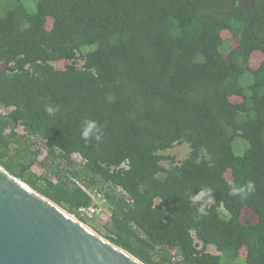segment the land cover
Listing matches in <instances>:
<instances>
[{"label": "trees", "instance_id": "obj_1", "mask_svg": "<svg viewBox=\"0 0 264 264\" xmlns=\"http://www.w3.org/2000/svg\"><path fill=\"white\" fill-rule=\"evenodd\" d=\"M0 105V164L84 222L99 189L98 229L144 263L264 264V0H0Z\"/></svg>", "mask_w": 264, "mask_h": 264}, {"label": "water", "instance_id": "obj_2", "mask_svg": "<svg viewBox=\"0 0 264 264\" xmlns=\"http://www.w3.org/2000/svg\"><path fill=\"white\" fill-rule=\"evenodd\" d=\"M0 264H146L0 164Z\"/></svg>", "mask_w": 264, "mask_h": 264}, {"label": "rangeland", "instance_id": "obj_3", "mask_svg": "<svg viewBox=\"0 0 264 264\" xmlns=\"http://www.w3.org/2000/svg\"><path fill=\"white\" fill-rule=\"evenodd\" d=\"M23 1H24V3H26L27 7L30 10H32V11L36 10L37 0H23ZM2 12H4V11L1 10V13ZM228 45H230V44L226 43L225 47L223 48L224 52L226 51V48L228 47ZM226 54H228V53H226ZM32 140H33V142L31 143V148L32 149H40L41 155L39 156L38 162L35 163L32 166L31 171L36 173V174H38V175H42L44 173V171H45V168L42 165H40V161L42 160V158H44L47 155V149H48L47 143L43 142V140H41L38 137H36V138H34ZM248 146H249V142L246 139H244L243 137L239 136V137H235L234 138L233 150H234L235 154L242 155L245 152V150L248 148ZM190 150L191 149H190L189 144L183 142L181 144L175 145L171 149L163 151L162 153L164 155L174 157L175 161L179 162V161L183 160L184 158H186L188 156V154L190 153ZM170 164H171V161H169V160L163 161V165L166 166V167L170 166ZM197 201H203L204 205H212L214 203V199L211 196L202 197V198H200ZM107 211L108 212L105 215H103L102 217H96L94 219V221L93 220H89V222H84L80 218H78L77 216H75V215L74 216L77 219H79L82 222H84L85 224H87L92 229H94L100 235L105 237L103 235V233L101 232V230H99V229H100V227H103L106 223L109 222L110 213H109L108 209H107ZM225 214H226V212H225ZM256 220H257V217L251 211H245L244 212V214H243V221L244 222L253 223V222H256ZM207 250L209 252H211V253L219 254V251L213 245H209ZM230 264H246L245 258H239L236 261L231 262Z\"/></svg>", "mask_w": 264, "mask_h": 264}, {"label": "built area", "instance_id": "obj_4", "mask_svg": "<svg viewBox=\"0 0 264 264\" xmlns=\"http://www.w3.org/2000/svg\"><path fill=\"white\" fill-rule=\"evenodd\" d=\"M13 110L12 106L5 107L3 105H0V116H6ZM74 158L77 159V161H81V156L78 154H74ZM81 187L88 193V195L92 199V204L89 206H81L78 211L82 216H87L88 218H94V217H102L105 215L108 211L106 209V203L107 199L103 195V193L99 189H90L83 185Z\"/></svg>", "mask_w": 264, "mask_h": 264}, {"label": "clouds", "instance_id": "obj_5", "mask_svg": "<svg viewBox=\"0 0 264 264\" xmlns=\"http://www.w3.org/2000/svg\"><path fill=\"white\" fill-rule=\"evenodd\" d=\"M58 110H59L58 108L54 109L51 106H46V111L50 116L53 115ZM85 124H86V127L84 128L83 133H82V136L85 139V141L87 142L89 140L88 138L93 135H95L96 140L98 141L101 140L103 133L100 132V129L98 128L97 123L95 121H85ZM97 132H100V134L97 135L96 134ZM246 188H247V191L245 192L244 196H242V198L247 197L248 195H250L251 193L255 191L254 182L249 181L246 184ZM229 194L232 196H237V192L234 189H232ZM203 195L204 193L201 192L198 196L195 197V199L199 200ZM197 212L201 217L206 216L208 214L204 207L198 208Z\"/></svg>", "mask_w": 264, "mask_h": 264}, {"label": "bare ground", "instance_id": "obj_6", "mask_svg": "<svg viewBox=\"0 0 264 264\" xmlns=\"http://www.w3.org/2000/svg\"><path fill=\"white\" fill-rule=\"evenodd\" d=\"M73 217H75L74 215H73ZM88 226V225H87Z\"/></svg>", "mask_w": 264, "mask_h": 264}, {"label": "flooded vegetation", "instance_id": "obj_7", "mask_svg": "<svg viewBox=\"0 0 264 264\" xmlns=\"http://www.w3.org/2000/svg\"><path fill=\"white\" fill-rule=\"evenodd\" d=\"M245 1V0H244Z\"/></svg>", "mask_w": 264, "mask_h": 264}]
</instances>
